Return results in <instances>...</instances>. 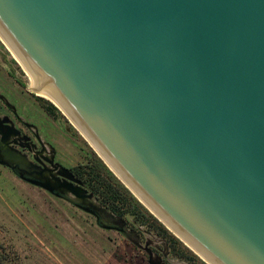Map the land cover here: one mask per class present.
<instances>
[{
  "label": "water",
  "instance_id": "1",
  "mask_svg": "<svg viewBox=\"0 0 264 264\" xmlns=\"http://www.w3.org/2000/svg\"><path fill=\"white\" fill-rule=\"evenodd\" d=\"M0 30L168 230L264 264V0H0Z\"/></svg>",
  "mask_w": 264,
  "mask_h": 264
},
{
  "label": "rangeland",
  "instance_id": "2",
  "mask_svg": "<svg viewBox=\"0 0 264 264\" xmlns=\"http://www.w3.org/2000/svg\"><path fill=\"white\" fill-rule=\"evenodd\" d=\"M2 39L1 35L0 63L4 67L0 65V92L15 107V114L38 123L40 132H45V138L54 146L45 142V153L50 155L55 150L61 165L74 171L86 183V193L93 192L95 197L89 193L86 200L71 195L59 199L0 165V264H149L143 249L148 244L156 246L161 255L170 245L171 264H209L173 231L160 234L156 217L149 210L135 209L131 214L127 195L95 163L100 151L67 114L52 110L53 102L45 98V116L33 102L23 108L22 100L34 93L29 87V74ZM6 68L17 81L28 83L29 93L8 76ZM38 115L40 119L36 120ZM105 185L118 190V200L110 198ZM76 202L91 208L85 210ZM95 211L102 224L113 221L118 225L114 218L124 221L119 225L127 232L96 222ZM172 234L182 243L171 245Z\"/></svg>",
  "mask_w": 264,
  "mask_h": 264
},
{
  "label": "flooded vegetation",
  "instance_id": "3",
  "mask_svg": "<svg viewBox=\"0 0 264 264\" xmlns=\"http://www.w3.org/2000/svg\"><path fill=\"white\" fill-rule=\"evenodd\" d=\"M6 69H8V76L14 79L15 83L21 84V86L27 90L26 86L28 83L25 81H17L16 77L14 75L12 76L10 69ZM34 93H29L27 99L22 100V106L25 109L33 102L41 112V115L45 116V97L39 93L40 96ZM52 110L56 109L52 108ZM38 119H40L39 115L36 120ZM44 134V131L42 133L40 132L38 123L29 121L23 115L15 114V107L12 106L0 92V165L10 169V171L25 182L39 187L59 199H69V197H67L68 195L77 197L68 188L57 187L62 183L73 186L74 188H79V186H81L83 189L88 190L86 188V183L82 181L74 171L61 165L56 157L55 150L50 152L51 156L45 153V142L49 144L52 143L49 139L45 138ZM51 146L54 147L53 144ZM89 193H92L95 197L93 192L87 191L86 193L80 191L82 196L79 198L81 200H86L88 199ZM76 205H79L85 210L86 208H91L78 202H76ZM95 212L96 222L102 224V220L100 219L101 216L98 215L97 211ZM114 220L118 222V225L113 221L108 225L104 223L102 225H106L112 229L115 228L121 233L122 231L127 232L124 227L119 225V223L124 225V221H119V219L115 218ZM168 248V251L161 255V251L158 252L156 246L150 247L149 244L143 246V249L148 254L149 264H171V259L169 258L172 252L170 245Z\"/></svg>",
  "mask_w": 264,
  "mask_h": 264
},
{
  "label": "trees",
  "instance_id": "4",
  "mask_svg": "<svg viewBox=\"0 0 264 264\" xmlns=\"http://www.w3.org/2000/svg\"><path fill=\"white\" fill-rule=\"evenodd\" d=\"M50 105H51V107L53 109L58 110V108L54 104L50 103ZM96 165L100 168V170L102 169L105 172V174H107V176H109L112 179L113 183H116L118 185V187L121 189V191L123 192V194H126L127 195L128 199L130 201V204L132 206V210L130 211L131 214H133V215L135 214L134 213L135 209L136 210L142 209L145 212L149 213L148 209L144 205H142V203L130 192V190L124 184H122L120 182V180L115 176V174L107 167V165L99 157H97V159H96ZM92 176H95V175H92ZM105 190L109 194V196H110V198L112 200H115V201L118 200L117 199L119 197L118 190H116L115 188L113 189L112 187H108L106 185H105ZM155 222L157 223L156 224L157 231L159 230V233L160 234L168 235V234L171 233L160 221H158L157 218H155ZM172 238L173 239L171 241V245H172V243L174 245H176L178 243H182L173 234H172ZM194 256H196V255L194 254ZM197 257L198 256H196V258Z\"/></svg>",
  "mask_w": 264,
  "mask_h": 264
},
{
  "label": "bare ground",
  "instance_id": "5",
  "mask_svg": "<svg viewBox=\"0 0 264 264\" xmlns=\"http://www.w3.org/2000/svg\"><path fill=\"white\" fill-rule=\"evenodd\" d=\"M2 35V37H3V39L2 40H4L5 41V43H6V46L8 47V49L11 51V53H12V55H13V57L26 69V71H27V73L29 74V86H30V89L31 90H33V91H35V88H36V86H37V82H36V80H35V78H34V76H33V73L31 72V70L26 66V64L23 62V60L21 59V57L16 53V51L13 49V47L10 45V43L7 41V39L5 38V36L3 35V33L1 32V30H0V36ZM37 93H38V91H36ZM39 94H41V95H43L46 99H48L49 101H51V102H53L62 112H64L65 114H67L62 108H60L53 100H51L48 96H47V94L46 93H42V92H39ZM68 115V114H67ZM69 116V115H68ZM71 119H72V121H73V123L75 124V126H77V128L79 127V125L76 123V121L71 117V116H69ZM79 129H81L80 127H79ZM81 131V133L82 134H84V135H86V137H88L89 138V140H91L90 139V137L81 129L80 130ZM92 141V140H91ZM90 141V142H91ZM93 142V141H92ZM91 142V143H92ZM92 145H93V143H92ZM95 145V144H94ZM96 146V145H95ZM95 146H94V148H95ZM97 148V147H96ZM98 149V148H97ZM99 150V149H98ZM101 153V152H100ZM100 153H98L99 155H100ZM103 154L101 153V157L102 158H104L105 159V157L104 156H102ZM105 161H106V159H105ZM108 163V162H107ZM109 164V163H108ZM110 166V165H109ZM116 173H117V171H116V169L111 165L110 166ZM118 174V173H117ZM119 175V174H118ZM120 176V175H119ZM174 233H175V231L173 230V229H171ZM188 245H189V243H187ZM189 246H191V245H189ZM192 247V246H191ZM193 248V247H192ZM195 250V249H194Z\"/></svg>",
  "mask_w": 264,
  "mask_h": 264
}]
</instances>
